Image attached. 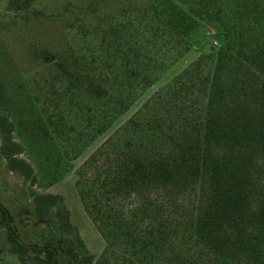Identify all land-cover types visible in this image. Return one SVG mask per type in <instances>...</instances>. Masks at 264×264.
Returning <instances> with one entry per match:
<instances>
[{
    "label": "trees",
    "instance_id": "1",
    "mask_svg": "<svg viewBox=\"0 0 264 264\" xmlns=\"http://www.w3.org/2000/svg\"><path fill=\"white\" fill-rule=\"evenodd\" d=\"M125 17L126 42L112 56L103 41L73 69L58 63L94 99L90 142L191 50L201 22H218L227 44L169 84L165 107L151 100L77 169L78 198L106 242L102 260L87 252L65 199L34 191L35 224L56 221L69 237L23 242L0 201L9 254L21 264H264V0H146ZM13 131L0 114L9 170L34 184Z\"/></svg>",
    "mask_w": 264,
    "mask_h": 264
},
{
    "label": "rangeland",
    "instance_id": "2",
    "mask_svg": "<svg viewBox=\"0 0 264 264\" xmlns=\"http://www.w3.org/2000/svg\"><path fill=\"white\" fill-rule=\"evenodd\" d=\"M145 3L146 0H0V114L13 122L12 137L24 147L19 157L34 167L38 177L33 184L9 170L1 153L0 132V201L15 216L23 242L42 243L52 233L58 239L69 237L56 221L51 225L35 224L31 192L57 194L65 199L87 252L95 261L102 260L106 242L78 198L77 169L151 100L165 107L162 97L169 84L179 76L191 75L201 57L212 49H225L224 28L218 22H201L193 34L191 50L158 72L156 83L139 95L111 129L90 142L96 123L94 99L86 86L70 84L58 63L73 69L82 56L91 60L97 44L103 41L109 42L107 56H112L126 42V10ZM46 54L54 60L47 61ZM50 117L59 122L57 132L56 125L49 126ZM81 144L85 146L83 150ZM4 237L0 224V264H21L9 254Z\"/></svg>",
    "mask_w": 264,
    "mask_h": 264
}]
</instances>
